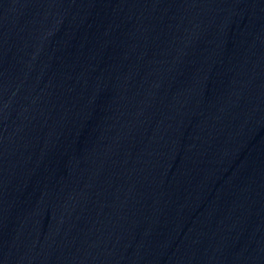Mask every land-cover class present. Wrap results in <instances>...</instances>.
<instances>
[{"label": "water", "instance_id": "obj_1", "mask_svg": "<svg viewBox=\"0 0 264 264\" xmlns=\"http://www.w3.org/2000/svg\"><path fill=\"white\" fill-rule=\"evenodd\" d=\"M0 264H264V0H0Z\"/></svg>", "mask_w": 264, "mask_h": 264}]
</instances>
